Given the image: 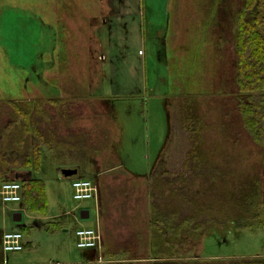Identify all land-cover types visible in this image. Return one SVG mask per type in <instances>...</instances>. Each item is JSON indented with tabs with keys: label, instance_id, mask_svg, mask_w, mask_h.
<instances>
[{
	"label": "rangeland",
	"instance_id": "rangeland-1",
	"mask_svg": "<svg viewBox=\"0 0 264 264\" xmlns=\"http://www.w3.org/2000/svg\"><path fill=\"white\" fill-rule=\"evenodd\" d=\"M121 1L0 0V150L10 151V138L5 135L10 132L9 124L17 120L25 125L21 107L30 110L31 126L47 134L48 142L52 140L53 146L62 149L60 154L70 156L71 145L78 146L80 176L98 185L104 211L101 246L106 245L112 262L103 255L100 264H156L173 259L184 264H264V231L253 220L233 224L231 218L221 217L215 204L221 197L240 194L254 177L264 174V146L245 130L239 112L236 18L245 0H170L171 18L161 49L167 62L164 66H169L171 98L161 95L163 85L153 95L138 85L124 83L125 73L134 69L144 52H139L135 34L125 38L121 23L134 19V14L145 21L143 13H136L138 4L145 1L148 14L157 13L154 23L160 26L165 23L163 12L169 0H132L136 11H127ZM43 22L62 30L57 37L60 75L55 71L46 74L37 64L45 65L44 59L49 58L35 56V50L40 45L51 50L54 45V38L48 40L50 46L43 44L45 39L40 41ZM152 41L148 32L143 50L151 66ZM55 53L50 55L51 62L57 60ZM16 59L39 68L30 73L27 85L22 86L30 69H15ZM162 76L156 84L163 82ZM41 81L48 84L43 87ZM35 85L51 97L63 94L67 102L56 108L55 103L43 100L38 89L30 91ZM72 95L85 102L77 107L71 102ZM89 96L96 98L92 102ZM21 97L42 101L31 105L10 102ZM43 111H47V120ZM188 112L198 121V146L204 159L220 171L217 179L185 168L197 139L191 125L184 124ZM44 152L45 171L34 173V179L45 183L50 213L58 214L61 207L66 212L75 209L74 214L51 220L47 227L55 229L54 223L65 222L70 231L62 244L40 233L37 241L28 237L25 241H31L27 242L30 245L19 254L9 253L6 263L12 264L17 257H24L23 262L82 260L92 253L94 262L75 264H99L96 250L79 248L76 236L78 222L92 225L95 200H75L73 179L59 173L61 167L70 165L59 162L68 159L57 158L54 151ZM23 153L24 149L19 152ZM114 164H121L134 176H127ZM173 195L181 209L177 225L185 216L198 214L192 225L197 229L190 227L183 236L163 237L156 248L152 207L173 200ZM2 206L0 197V264L5 259V227L23 230L25 225L43 228L46 224L27 216L17 222ZM82 208L90 211L89 219H79Z\"/></svg>",
	"mask_w": 264,
	"mask_h": 264
},
{
	"label": "crops",
	"instance_id": "crops-1",
	"mask_svg": "<svg viewBox=\"0 0 264 264\" xmlns=\"http://www.w3.org/2000/svg\"><path fill=\"white\" fill-rule=\"evenodd\" d=\"M137 4L138 3H135V5H137ZM169 4H170V0L167 4H165V10L163 12L165 23L160 25V26L159 25L157 26V23H154V22L158 21L157 20L158 19L157 13L152 14V16L149 15L148 11L145 8V6H146L145 1L143 2V4L142 3L138 4V5H140V8H139L138 12H136V13H143V17H145V21L138 19V16H137L138 14H134L135 15L134 19H132L130 21L126 20V22L121 21V23L123 26V30L125 32V38L132 37V34H135L136 39H137L136 42L139 45L140 50H141V51L139 50V52H141V53H142V51L144 52V54L142 53L141 55H139V57L135 61L136 66L134 67V69H130V70H128L127 73H125V76H126L125 80H127V81H124V83H126L127 85H138L139 87H142L147 92V94H150L152 92L153 95H154L155 89L160 88V86L163 85L164 91L162 92L161 95H165V96L170 97L169 85H168V81H169L168 78L170 77V74H169L170 71H169V66L167 67L168 69L165 67L167 65V62L163 59V56H162L163 52L161 49V45H162L161 42H163V39L165 40V38L167 37L168 26H169L170 18H171V11H170V5ZM142 5L144 6L143 9H142ZM148 5H149V3H148ZM120 6L127 7L126 8L127 11H132V9L134 11H136L135 8H133L134 3L132 0H122L120 3ZM60 32L62 33V30L59 28V26H58V28H56L50 24H47V22L46 23L43 22L42 28H41V35H40L41 43H42V40H41V38H42V39H45V42H43V44L45 43L46 45L50 46V43L48 42V40L51 41L50 39L54 38V41H53L54 45L53 46L51 45L52 46L51 50H49V48L43 49V47H41V45L38 47V49L35 50V56H37L38 54H45L46 58H49V59H44V60H46L45 65H43V63L41 61L37 63L38 65H40L39 68L41 67L43 69V72L46 74L49 71H55L56 75H60L59 69H60L61 64H60L59 60H60L61 50H59L57 48V42H58L57 37H60ZM148 32H149V39H153V41H152L153 45L152 46L153 47L155 46V51L153 52L154 58L152 61L153 62L152 66H151V63H149L148 57L146 56V53L144 51L146 48V42L148 39ZM150 35L152 36V38L150 37ZM54 53L58 56V58L56 56L57 60H55L53 62L54 59H52V62H51L50 55H52ZM14 66H15V69H18V68H21L22 70H24L25 68L30 69L29 76H28V78L25 79L22 86H24V84L27 85L26 81L30 80V77H31L30 73H32L33 70L35 73V71H37L39 69L37 67L33 68V62L31 64H26L25 62H23V63L19 62V60H17V59H16V62H14ZM153 67L155 69L154 71H152ZM163 72H164V76H162ZM166 72H167V74H166ZM38 73H39V71H38ZM46 74H45V77H47ZM160 76H162L161 78L163 79V82L161 84H159V83L156 84V79H158ZM49 80H50V78H49ZM41 82H42L41 86H43V87H45L48 84V83L43 82V81H41ZM153 83H155V87H153ZM32 88L33 89L30 90L31 92L32 91L34 92L37 89H38L37 91L40 92L39 88H37L36 85L32 86ZM48 91L49 90L47 88L44 92H48ZM40 93L43 94L42 92H40ZM43 96L42 97H43V100L45 102L55 103L56 108H59L58 103L67 102L63 94L55 96V97H51V96H48L45 94H43ZM89 97H87V98H89V101L91 100L92 102L96 98L95 96H89ZM25 100H24V97L13 98L12 100H10V102L19 103L22 105L24 103H27V104L29 103L31 105V104H37L38 102L42 101L40 98H39L40 101H37L38 99L35 97H32V99H29L28 101H25ZM102 101L105 102V99ZM71 102H76V104H77L76 106L78 107L79 106L78 104L85 102V99L84 98L80 99L79 95H72ZM42 115L46 120L48 119L47 111H43ZM22 117L24 118V122H25L24 126L20 125V122L16 120L14 122H11L9 124V126L7 127L8 129H10V132L8 134H5V135H6V137L9 136L11 145H10V148H9L10 151L8 154H6L8 149L4 150L5 152L3 150H0V179L12 180L14 178V174L17 171L31 172L32 173L31 178L34 179V173L41 174L45 171L44 170V166H46L45 161H44V157L46 155L44 152L45 150L57 152L58 153L57 158L66 157L68 159L67 161L63 160L62 162H59L60 164H64V165L70 164L68 166H63L59 169V173L62 177L63 176L67 177L63 173L64 170H72L75 172H74L73 176L68 177V178H72L73 180H75V179H90V178H86L82 175L80 176V166L77 164L78 160L76 158L78 156L77 153H79L77 145H76V149L74 148L73 144L71 145L70 156L65 155L63 153L60 154L59 151L60 150L62 151V149L57 148L58 146H53L52 140L51 141L49 140V142H48V140L46 138L47 134H44V133L38 131L36 128L31 126V123H33L32 122L33 121V115H31L30 110L25 111L23 113ZM29 121H30V123H29ZM18 134H22L21 135L22 138L18 137ZM36 135H38V136H36ZM36 138H38L39 143H37ZM37 145L42 147V167H41L40 172H35L32 169L31 170L22 169L23 167H27L30 165L28 163V160L33 158L34 153L32 152V150L36 149ZM23 149H24V153L22 155H20L19 152H23ZM68 149H69V147H68ZM55 163H57V162H54V164ZM59 163H57V164H59ZM162 163H159L158 167H160ZM114 165H116L117 167L119 166L127 176H130V177L134 176L131 172L125 171L122 168L121 164H114ZM158 167L155 170V172L158 171ZM97 175H100V174H97ZM38 180H40V179H38ZM95 205H96L97 210H96V215L94 217L92 225H88V224H85L82 222H78L79 227L77 228V230L81 229V228H95L97 226L98 222H100V226H102L101 221L103 220L104 211H103V206L100 203L99 194H98L97 199L95 200ZM2 208L4 210L5 209L10 210L13 217H14V220L17 222L23 221L24 216H27L29 219L34 220L38 223L46 222V224L43 226V228H40V227L36 226L35 224H32L29 227L27 225H25L23 230H18L14 227L11 229L6 228V227L4 228V232L6 230L22 232L24 235L23 240H24L25 247L27 245H30L27 242H31V241H25V239H27L29 237V238H33L35 241H37L38 237H36V235L39 233L46 236L45 238H50L49 240L56 238L55 243L62 244L61 241H65V237H67V235L70 231V228L68 227V225L65 222L54 223L53 226H55V229H52V228L47 227V226L51 225V223H49L51 220L60 219L66 215L74 214V212H75L74 211L75 209L69 210L66 212V210L61 207V210L58 214H52L49 211V204L47 206L45 213H41V214L40 213L33 214V213L29 212L27 210V208H25L22 205V203L12 204L8 207H5L3 205ZM80 215H81V217L79 219L82 218L83 220H85V219L90 218L91 213L89 210L82 208L80 211ZM39 230H40V232H39ZM103 237H104L103 242H105L104 234H103ZM2 246H3V244H2ZM105 246L106 245H104V248H103V246H100L99 248H95V250L97 252L98 259H99L98 260L99 264L101 263V261L102 262L104 261L102 259L103 255L104 256L107 255L109 257V260H107V261L112 260L111 259L112 254L106 253L105 249L107 250V248H105ZM19 253H21V252H18L15 254H19ZM9 255L10 254H6L4 252V258H5L4 264H11L9 262L6 263L7 259L9 258ZM94 257H95V255L91 253V256L89 258H84L82 260L73 259V258H66V259H62L61 261H58L55 263L54 262H50V263L49 262H23L24 257H21V258L17 257V258H15L16 260L12 261V264H75L77 262L89 263V262H94V259H95ZM52 259H50V260H52Z\"/></svg>",
	"mask_w": 264,
	"mask_h": 264
},
{
	"label": "trees",
	"instance_id": "trees-1",
	"mask_svg": "<svg viewBox=\"0 0 264 264\" xmlns=\"http://www.w3.org/2000/svg\"><path fill=\"white\" fill-rule=\"evenodd\" d=\"M94 19L95 21L98 20ZM236 22L239 112L245 130L257 144L264 146V0H245ZM21 110H23L22 112L26 111L22 107ZM188 113L184 116V124L191 125V128L196 131L193 136L197 135V139H194V148L187 155L185 168H191L204 177L209 176L212 179H217L220 171L213 168L204 159V154L198 146V121L190 112ZM21 135L18 134V137ZM28 163L30 165L22 169L40 172L42 149L39 145H37L33 158L29 159ZM4 181L6 180L0 179V182ZM162 182L159 180V183ZM21 185L22 205L33 214L45 213L48 206L45 183L31 178L21 181ZM175 196L173 195V200L168 199L165 203H159L152 207L154 247L156 248L162 245L163 237L183 236L199 216L198 214L187 215L184 217L183 223L177 225V217L181 214V209ZM215 202L219 206L218 211L221 217L231 218L230 221L239 226L253 220L258 229L264 231V174L254 177L240 194H229L226 198L221 197ZM196 229V227H192L191 230ZM156 259L158 258L156 257ZM156 264H184V262L173 259L167 263Z\"/></svg>",
	"mask_w": 264,
	"mask_h": 264
},
{
	"label": "built area",
	"instance_id": "built-area-1",
	"mask_svg": "<svg viewBox=\"0 0 264 264\" xmlns=\"http://www.w3.org/2000/svg\"><path fill=\"white\" fill-rule=\"evenodd\" d=\"M74 199L83 202L95 199L98 187L91 180L77 179L73 181ZM0 197L5 207L22 201V185L20 182L8 181L0 183ZM78 247L93 249L102 243L100 222L95 228H82L76 232ZM3 247L6 253L19 252L24 249L23 234L16 231H6L3 236Z\"/></svg>",
	"mask_w": 264,
	"mask_h": 264
},
{
	"label": "water",
	"instance_id": "water-1",
	"mask_svg": "<svg viewBox=\"0 0 264 264\" xmlns=\"http://www.w3.org/2000/svg\"><path fill=\"white\" fill-rule=\"evenodd\" d=\"M75 171H72V170H64V175L67 176V177H71L73 176ZM32 176V173L31 172H21V171H17L15 174H14V180H21V181H25V180H28L30 179Z\"/></svg>",
	"mask_w": 264,
	"mask_h": 264
}]
</instances>
